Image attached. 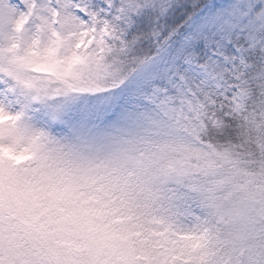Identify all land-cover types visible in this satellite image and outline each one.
Segmentation results:
<instances>
[{"label": "snow or ice", "instance_id": "1", "mask_svg": "<svg viewBox=\"0 0 264 264\" xmlns=\"http://www.w3.org/2000/svg\"><path fill=\"white\" fill-rule=\"evenodd\" d=\"M0 22V264H76L44 257L35 240L53 206L69 193L83 194L68 183L51 192L50 205L41 202L28 178L33 170L25 167L38 158L40 146L21 136L19 107H4L17 101L28 73L44 75L39 64L54 60L76 75L99 48L144 53L130 58L134 79L106 101L109 120L130 106L137 88L158 94L198 86L229 97L253 85L264 89V0H10L0 9ZM18 34L28 40L30 52L6 59L5 51L21 47ZM62 37H71L63 57L57 51ZM64 108L54 109V122ZM79 210L92 218L89 230L101 236L89 264H116L109 251L116 234L106 222V214L119 211L114 201L88 197Z\"/></svg>", "mask_w": 264, "mask_h": 264}, {"label": "trees", "instance_id": "2", "mask_svg": "<svg viewBox=\"0 0 264 264\" xmlns=\"http://www.w3.org/2000/svg\"><path fill=\"white\" fill-rule=\"evenodd\" d=\"M70 39L60 38L57 51L61 57L71 50ZM40 43L43 47L46 42ZM13 51L19 56L27 55L30 48ZM136 55L144 53L99 48L86 65L77 67L76 75L64 72L54 60L46 61L38 65L44 75L27 74L19 97L27 103L31 101L32 115L47 107L43 103L53 104V108L63 105V112L74 114L84 99L101 111L113 90L130 82L136 72L130 58ZM191 87L193 97L179 88L175 93L168 92L175 102L190 98L203 107L202 114L189 122L165 119L147 102L150 93L139 88L133 92L128 107L145 116L137 124L142 135L138 150L133 152L137 164L133 171L122 168L113 172L98 163L87 167L86 159L81 162L73 150L74 141L69 143L71 136L66 137L62 129L52 132L54 143L50 148L61 152L71 175L88 171L87 191L79 189L84 192L81 199L102 197L114 201L119 209L106 214V222L111 224L115 238L127 239L125 247L134 255L115 254L116 264L125 260L128 264H264V211L252 215L249 223L239 227L223 218L210 189L204 192L199 186L205 177L210 179L209 175L226 173L256 184V190L264 188V89L253 85L251 91L241 90L246 99L235 113L224 92ZM97 116L93 114L92 121ZM50 129L45 124L41 132L45 136ZM174 161L188 168L190 174L186 178L173 179L170 164ZM170 198L173 210L194 221L197 232L174 236L164 244L160 228L151 223V211L157 203L169 205Z\"/></svg>", "mask_w": 264, "mask_h": 264}, {"label": "rangeland", "instance_id": "3", "mask_svg": "<svg viewBox=\"0 0 264 264\" xmlns=\"http://www.w3.org/2000/svg\"><path fill=\"white\" fill-rule=\"evenodd\" d=\"M11 2H14V0H11ZM9 3L10 0H0V9ZM12 26L13 24L8 25V27ZM2 39L3 34L0 33V40ZM18 44L21 45L20 48L31 47L28 40L19 38V34ZM83 51H87V46H85ZM15 52L8 53L5 51L4 56L6 59H19L18 53ZM131 79H134L133 76ZM219 87L217 85V88ZM179 90H183L188 96L193 97L191 86L182 87ZM135 91H138V89ZM229 98L230 110L235 113L239 112L244 105L245 94L241 91L240 94ZM147 102L165 119L174 122H189L191 119H197L203 111V107L194 103L190 98H181V100L175 102L165 90L160 91L158 94L150 93ZM0 103L3 102L0 101ZM29 104H31V101L27 103L25 99L18 97L16 102H8L4 104V107L12 111H16L17 106L19 107V112L22 116L19 121V132L25 140H36L40 146V152L47 149V151H52V155L62 158L61 152L57 151L56 148H50L54 143V134L52 132L62 129L66 132V137L69 138L70 135V138H73L75 144L73 150L78 153L81 162L86 159L87 163L85 165L87 167H89V164L98 163L103 167H109L113 172H118L122 168L131 171L137 168L133 152L135 149L138 150L140 145L139 136L142 134L137 124L145 119L143 113L134 111L126 106L122 108V111L115 118L109 120L107 116L112 109L107 103L101 111H98L96 109L99 107L89 106L84 99L74 114L68 111L63 112L61 118L54 122L52 120V113L55 109L53 104L43 103L47 107L40 111H33V115L29 113ZM93 114L98 115L95 121H92ZM45 124L47 127H51V133L48 132L49 134L44 136L41 130L42 125ZM41 138H46L47 144L42 145L39 142ZM61 142L62 140L59 141V143ZM170 169L175 180H181L190 174V171H187L188 168L182 166L179 161L171 162ZM208 177L210 178L209 180L205 177L206 181L199 184L200 190L207 192L210 189L211 198L217 204V210L230 223H236L239 227H243L250 222L252 215H259L264 211L263 187L256 190V184L243 181L234 175L226 173L223 176L221 174H213ZM168 203L170 206L157 203L156 208L151 211L153 212L151 213V223L160 228L164 244H167L174 236L194 235L197 232L194 221L173 210V198H170ZM125 241L127 239L124 237L120 239L114 238L110 241L111 248L109 251H114L115 254H122V256L127 255V257L130 254L134 255L133 251L130 252L129 249H126ZM164 255L169 256V254Z\"/></svg>", "mask_w": 264, "mask_h": 264}, {"label": "clouds", "instance_id": "4", "mask_svg": "<svg viewBox=\"0 0 264 264\" xmlns=\"http://www.w3.org/2000/svg\"><path fill=\"white\" fill-rule=\"evenodd\" d=\"M39 142L42 145L47 144L46 138H41ZM71 142L73 138H70L69 143ZM25 167L33 170L28 178L45 205L51 204V192L54 189H62L68 183L78 185L84 192L87 191L88 171L85 169L82 173L72 176L67 163L62 158L50 154L47 149L42 150L38 158ZM84 192H81L82 196ZM81 197L69 193L52 207L45 218L44 231L39 233L35 240L38 252L44 257L51 254L62 260L74 259L76 264H89L90 255L101 236L89 230L92 218L80 213Z\"/></svg>", "mask_w": 264, "mask_h": 264}]
</instances>
